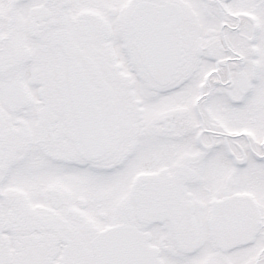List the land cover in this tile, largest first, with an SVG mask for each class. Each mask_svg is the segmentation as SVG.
<instances>
[{
    "label": "snow or ice",
    "instance_id": "6c2138e0",
    "mask_svg": "<svg viewBox=\"0 0 264 264\" xmlns=\"http://www.w3.org/2000/svg\"><path fill=\"white\" fill-rule=\"evenodd\" d=\"M0 264H264V0H0Z\"/></svg>",
    "mask_w": 264,
    "mask_h": 264
}]
</instances>
